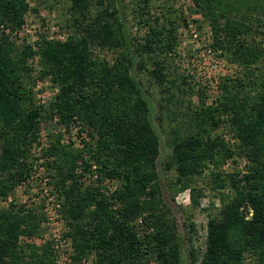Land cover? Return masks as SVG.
I'll use <instances>...</instances> for the list:
<instances>
[{"label":"trees","instance_id":"obj_1","mask_svg":"<svg viewBox=\"0 0 264 264\" xmlns=\"http://www.w3.org/2000/svg\"><path fill=\"white\" fill-rule=\"evenodd\" d=\"M38 10L30 0H0V264H56L51 243L22 242L42 237L43 206L14 198L35 171L43 124L55 118L80 133L78 148L51 138L41 165L74 263L185 264L189 256L264 264V0H191L189 10L211 30V51L240 73L220 77L212 103L190 84L199 102L185 109L177 93L195 78L174 65L191 16L175 0H69L58 15L64 40H12ZM140 76L160 92L157 103ZM43 80L58 89L47 104L35 90ZM165 117L171 180L159 169ZM239 160L244 170L233 168ZM227 164L232 171L223 172ZM106 181L116 184L111 194ZM185 191L188 208L175 204ZM206 191L219 204L211 205L205 251L199 258L189 238L186 256L177 215L194 233L189 216Z\"/></svg>","mask_w":264,"mask_h":264},{"label":"rangeland","instance_id":"obj_2","mask_svg":"<svg viewBox=\"0 0 264 264\" xmlns=\"http://www.w3.org/2000/svg\"><path fill=\"white\" fill-rule=\"evenodd\" d=\"M69 0H30L32 6L36 4L39 5L38 13L30 12L27 14L26 20L28 24L35 26L39 29L40 34L44 33L47 36H56L62 34L61 29H59V19L58 15L63 11V7L66 6ZM176 6H181L185 9V13L191 16L188 20L189 25L192 26L190 28H181L180 29V57L177 58L175 67L178 69V72L190 73L194 76L195 80H188V85H184L185 93L180 94L179 103H181V108L185 109L189 102L194 105H197L199 102L197 93L194 94L190 90V84L197 89H202L207 97L216 96L218 91V80L222 75H239L240 69L235 66V64L230 63L224 59H218L214 53L209 52V45L212 39V33L210 28L202 23V18L199 15L193 14L189 7L191 6V0H175ZM200 27V29H199ZM193 30V31H192ZM135 32V31H134ZM197 34L196 37L193 35ZM259 38H256V41ZM223 61V62H222ZM221 63H224V66H221ZM217 65V68H213L214 65ZM142 84L145 90L148 93V96L153 100L154 103L160 100L161 94L157 88L153 85H149L148 80H146L143 76H140ZM50 85L47 87H43L40 89V93L44 94L48 97V99H53L54 97V88L55 85L49 80ZM195 90V92H196ZM218 96V95H217ZM210 103V101H208ZM169 123L170 120L165 117L162 120L163 128L161 130L162 135V153L161 159L159 162V169L161 172V176L166 178L167 180L172 179V173L166 172L164 170V162L168 158L171 147L169 143ZM42 133L46 136V138L51 140L54 136H61V140L63 143L72 142L75 148L80 146V138H79V127L76 124H73L72 127L66 128L65 126L59 125L58 122H55L54 119L49 121L42 126ZM226 140H230V137H226ZM246 165L245 160H239L237 165L233 168L237 170H244ZM223 172L232 171L230 166L227 164L222 168ZM35 186V183H34ZM35 191L29 189L25 186L18 187L14 192V198L18 200V202H30L34 203ZM46 201V200H44ZM175 204L182 208H188L191 205L190 202V193L189 191H185L180 193L176 199ZM215 204L218 206L219 202L215 195L210 192H205V197L201 200V205L193 210L189 216L190 222H192L195 226V232L189 233L187 227L185 226L186 222H189L187 217L183 215L180 211L177 215V220L179 222V226L184 233V253L187 256L189 252V243L188 239L192 238V243L194 245L195 251L199 258L202 257L205 251L206 244V235H207V222L210 215L216 213V208H213L211 205ZM4 206H7V203H4ZM34 242L37 244H42V237L36 239H27L22 238V242ZM89 260L92 258L89 257ZM185 264H198V262H193L192 259L187 256V261ZM245 264H252L251 259L247 258L245 260Z\"/></svg>","mask_w":264,"mask_h":264},{"label":"built area","instance_id":"obj_3","mask_svg":"<svg viewBox=\"0 0 264 264\" xmlns=\"http://www.w3.org/2000/svg\"><path fill=\"white\" fill-rule=\"evenodd\" d=\"M192 25L190 24L188 28H190ZM193 31V30H192ZM39 29L36 28L33 25L28 24L27 20L25 24L21 27V29L16 30L12 34V40H26L28 43L35 44V42L38 41L39 38ZM194 37L197 36V34L193 35ZM65 36L64 34H59L54 36H48V39L50 40H64ZM34 49L36 50L37 47L34 46ZM209 52H212L209 48ZM213 53V52H212ZM220 59V58H218ZM221 60V59H220ZM38 72L40 70V57L36 55L34 59L31 61ZM223 62V61H222ZM224 63H221V66H224ZM218 66L215 64L213 68H217ZM233 68L236 69V66ZM225 75H222L223 77ZM220 80V77L218 78ZM219 84V82H218ZM50 85L49 80H43L38 81L36 86V92L38 94V99L42 104H47L51 99H48L47 96L40 93V89L43 87H47ZM58 89L54 88V95L57 93ZM219 94V91H217V95ZM217 95L210 96L208 98V101L212 103ZM55 122H58V119H54ZM60 125V124H59ZM62 126V125H61ZM82 138H86L84 133H81ZM49 140L46 138V136L41 132V138H40V145L36 146L32 150V154L34 157L38 158V160L35 161V167H34V173L30 179H28L22 186H25L29 189H32L35 191V197H34V203L39 206H43V211L45 214V222L43 223L44 226V232L42 234V241L43 243H51L52 249L55 255L56 264H76L72 260L73 256V247H72V239L68 236V228L66 225V222L58 212L59 205L57 200L51 196V191L49 187L47 186V179L44 178V169L41 166L44 157H43V151L48 147ZM95 179V178H94ZM35 183V186H34ZM103 186L107 190V194H111L112 191L115 190L116 184L113 181H106ZM13 200L12 197H10L7 201L3 202L8 203ZM46 200V201H44ZM26 203V202H23ZM251 215V212L249 211L248 216ZM92 259L89 260L88 258L84 259L82 264H91Z\"/></svg>","mask_w":264,"mask_h":264}]
</instances>
